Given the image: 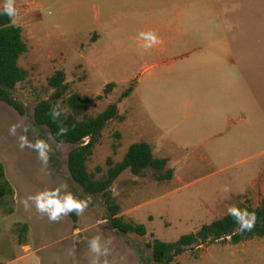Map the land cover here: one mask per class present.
Listing matches in <instances>:
<instances>
[{
    "label": "rangeland",
    "instance_id": "rangeland-1",
    "mask_svg": "<svg viewBox=\"0 0 264 264\" xmlns=\"http://www.w3.org/2000/svg\"><path fill=\"white\" fill-rule=\"evenodd\" d=\"M14 7L27 48L18 64L27 76L11 95L27 111L20 116L0 102V162L14 192V213L0 210V264H143L133 246L146 258L152 241L174 243L240 202L260 205L264 0H14ZM58 71L70 94L89 101L90 114L116 104L122 118L107 124L91 171L98 167L105 174L108 158L121 162L137 143L168 161L170 181L125 171L110 188L120 216L142 225L144 237L116 235L101 198L56 220L32 201L27 209L22 203L45 192L61 202L68 195L85 201L67 167L73 147L56 144L32 125V109L51 94L47 80ZM107 84L113 87L106 94ZM21 137L31 145L45 141L47 162L35 147H21ZM19 224L28 227L22 244ZM96 236L99 253L89 248ZM173 264H264V238L201 246Z\"/></svg>",
    "mask_w": 264,
    "mask_h": 264
},
{
    "label": "trees",
    "instance_id": "trees-1",
    "mask_svg": "<svg viewBox=\"0 0 264 264\" xmlns=\"http://www.w3.org/2000/svg\"><path fill=\"white\" fill-rule=\"evenodd\" d=\"M26 50L22 28L16 24L12 25L7 15H0V102L20 116H24L27 110L12 97L11 91L26 79V71L18 64ZM47 86L51 94L46 99L38 101L32 109L33 127L40 129V134L46 132L56 144L73 147L67 157L70 179L80 191V199L84 197L92 204L101 198L107 213L105 220H108V226L116 235L144 237L146 231L142 225L125 221L120 216L122 211L111 195L110 188L125 171L136 177L149 173L158 182L170 181L173 179V171L167 168L168 161L154 157L148 144L137 143L128 147L121 162L113 163L108 158L105 174H102L98 167L91 171L88 164L107 124L112 120L122 119L119 118L117 105L110 104L103 111L95 115L90 114L89 101L81 99L77 94H70L69 85L65 82V74L62 71L55 72L47 80ZM112 87L113 84H107L104 93H109ZM132 91L131 88L127 89L123 98ZM54 106H58L57 110L61 112L60 117L55 120L50 115ZM61 127L68 129L63 135L58 134ZM13 198V189L5 177L0 162V210L4 216L14 213ZM233 208L255 213V223L250 230H241L235 217L228 212L222 218L201 226L196 233L182 236L174 243L155 240L146 244L150 251L146 258L139 247L133 246V249L143 264H173L175 259L186 251L198 250L201 246L218 243L236 246L254 238L263 239L264 198L257 207L240 202ZM16 231L20 234L18 238L22 244L28 234V227L19 224ZM129 243L132 244L131 241Z\"/></svg>",
    "mask_w": 264,
    "mask_h": 264
},
{
    "label": "clouds",
    "instance_id": "clouds-1",
    "mask_svg": "<svg viewBox=\"0 0 264 264\" xmlns=\"http://www.w3.org/2000/svg\"><path fill=\"white\" fill-rule=\"evenodd\" d=\"M18 9L14 7V0H6L3 5V11L0 15H7L11 19L12 25L17 23L16 17L18 16ZM142 36L145 34H141ZM147 38L151 43H158L159 41L154 34H147ZM151 44L145 45V47H150ZM58 106H54L51 110V117L55 120L61 115V112L57 110ZM16 126L10 127L9 131L11 134H15ZM67 128L61 127L59 130V135H63L67 132ZM25 145L29 147H35L39 151L40 159L43 162H47V152L50 150L49 145L45 141L37 140L35 145L28 144L26 137H21V147ZM227 190V189H226ZM28 201H32L38 212H47L50 220H56L58 216L64 212L72 211L75 209L78 213L82 212L85 207H87V201H77L68 195L64 197L63 202L57 199L52 193H38L35 196H29L27 200L22 201L25 208H28ZM229 214L235 217L237 223L240 224L241 230H250L255 223V213H249L246 209L230 208ZM98 237H94L89 241V248L91 252L99 253L100 246L98 243ZM107 255V249H105V256ZM91 264H98L97 260H92ZM106 264V262H105Z\"/></svg>",
    "mask_w": 264,
    "mask_h": 264
},
{
    "label": "crops",
    "instance_id": "crops-1",
    "mask_svg": "<svg viewBox=\"0 0 264 264\" xmlns=\"http://www.w3.org/2000/svg\"><path fill=\"white\" fill-rule=\"evenodd\" d=\"M236 65V64H235ZM150 146V145H149ZM150 148H151V146H150ZM151 150H152V154H153V156H154V152H153V149L151 148ZM4 169V168H3ZM4 174H5V170H4ZM261 177H263L264 178V175L263 176H261ZM254 186L252 185L251 186V188H253ZM75 231H79L78 229H76ZM23 249L24 250H26L27 249V247H23Z\"/></svg>",
    "mask_w": 264,
    "mask_h": 264
}]
</instances>
